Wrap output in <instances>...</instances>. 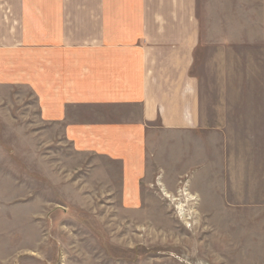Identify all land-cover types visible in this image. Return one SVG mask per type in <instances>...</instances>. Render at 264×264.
I'll use <instances>...</instances> for the list:
<instances>
[{
	"label": "rangeland",
	"instance_id": "1",
	"mask_svg": "<svg viewBox=\"0 0 264 264\" xmlns=\"http://www.w3.org/2000/svg\"><path fill=\"white\" fill-rule=\"evenodd\" d=\"M184 17L199 36L190 77L205 129L148 136L135 201H123L115 163L74 151L60 128L38 130L28 89L0 87V163L28 165L36 192L44 160L43 180L55 173L76 198L60 200L40 247L34 226L28 248L0 250L2 264H264V0H190Z\"/></svg>",
	"mask_w": 264,
	"mask_h": 264
},
{
	"label": "crops",
	"instance_id": "2",
	"mask_svg": "<svg viewBox=\"0 0 264 264\" xmlns=\"http://www.w3.org/2000/svg\"><path fill=\"white\" fill-rule=\"evenodd\" d=\"M189 5L190 0L0 3V87L34 95L39 131L60 128L74 151L115 163L126 187L123 201H135L146 174L148 136L205 129L200 81L190 77L199 36L183 22ZM44 162L36 164V192L30 191L28 162L25 170L7 157L0 163V250L12 257L28 248L34 226L40 247L49 224L54 227L48 220L61 215L60 200L76 199L62 196L55 173L43 180ZM48 183L53 189L46 193ZM8 259L2 255L0 264Z\"/></svg>",
	"mask_w": 264,
	"mask_h": 264
},
{
	"label": "bare ground",
	"instance_id": "3",
	"mask_svg": "<svg viewBox=\"0 0 264 264\" xmlns=\"http://www.w3.org/2000/svg\"><path fill=\"white\" fill-rule=\"evenodd\" d=\"M166 193V192H165ZM167 194V193H166ZM188 196H189V193H188ZM167 198V197H166ZM189 198V201H193L195 198L194 197H191V196H189L188 197ZM180 207V206H179ZM183 207V206H182ZM180 210V209H179ZM182 216H184L183 214H182Z\"/></svg>",
	"mask_w": 264,
	"mask_h": 264
}]
</instances>
